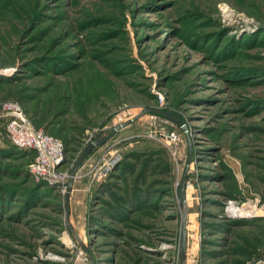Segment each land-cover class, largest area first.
I'll return each instance as SVG.
<instances>
[{"label": "rangeland", "instance_id": "1", "mask_svg": "<svg viewBox=\"0 0 264 264\" xmlns=\"http://www.w3.org/2000/svg\"><path fill=\"white\" fill-rule=\"evenodd\" d=\"M10 99L70 175L104 140L71 190L30 177ZM240 260L264 264V0H0V264Z\"/></svg>", "mask_w": 264, "mask_h": 264}, {"label": "built area", "instance_id": "2", "mask_svg": "<svg viewBox=\"0 0 264 264\" xmlns=\"http://www.w3.org/2000/svg\"><path fill=\"white\" fill-rule=\"evenodd\" d=\"M1 110L6 117L5 131L11 144L34 153V160L28 165L30 177L47 186L66 190L71 175L65 168L64 141L36 129L22 104L16 100L3 101Z\"/></svg>", "mask_w": 264, "mask_h": 264}, {"label": "water", "instance_id": "3", "mask_svg": "<svg viewBox=\"0 0 264 264\" xmlns=\"http://www.w3.org/2000/svg\"><path fill=\"white\" fill-rule=\"evenodd\" d=\"M104 140L96 138L94 141H92L81 153V155L79 156V158L77 159L74 167L72 168L71 171V176L70 179L68 181V188L69 190H71L72 185L74 183L75 177L77 175L78 172V167L80 166V164L83 162V160L85 159V157L87 156V154L90 152V150L96 145V144H100L102 143ZM183 187H184V183H182L181 185V191H180V200L183 201L184 198V193H183Z\"/></svg>", "mask_w": 264, "mask_h": 264}, {"label": "trees", "instance_id": "4", "mask_svg": "<svg viewBox=\"0 0 264 264\" xmlns=\"http://www.w3.org/2000/svg\"><path fill=\"white\" fill-rule=\"evenodd\" d=\"M16 101H18V102H20L19 100H16ZM21 103V102H20ZM22 104V103H21ZM23 106V105H22ZM25 109V108H24ZM26 111V113H28L27 112V110H25ZM28 115H29V113H28ZM29 117L31 118V120H33L32 118H33V116H30L29 115ZM46 132V131H45ZM47 133V132H46ZM50 134V133H49ZM8 139V138H7ZM8 142L11 144V142L8 140ZM12 145V144H11ZM13 147H15L14 145H13ZM31 151V150H30ZM33 152V151H32ZM34 154V153H33ZM66 156H67V148H66ZM67 158V157H66ZM48 187H52V186H48ZM257 252V246L256 245H254V244H251L250 242H248V244H247V247H244V253L246 254V257L249 259L250 257H252V255L254 254V253H256ZM239 262V264H247V262H246V260H240V261H238Z\"/></svg>", "mask_w": 264, "mask_h": 264}]
</instances>
